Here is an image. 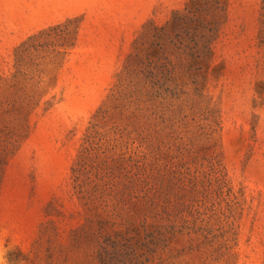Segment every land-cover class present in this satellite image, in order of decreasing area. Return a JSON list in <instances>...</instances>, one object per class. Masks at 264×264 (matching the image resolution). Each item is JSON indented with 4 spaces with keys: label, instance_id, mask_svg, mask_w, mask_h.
I'll return each instance as SVG.
<instances>
[{
    "label": "rangeland",
    "instance_id": "rangeland-1",
    "mask_svg": "<svg viewBox=\"0 0 264 264\" xmlns=\"http://www.w3.org/2000/svg\"><path fill=\"white\" fill-rule=\"evenodd\" d=\"M0 264H264V0H0Z\"/></svg>",
    "mask_w": 264,
    "mask_h": 264
}]
</instances>
